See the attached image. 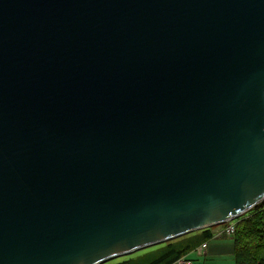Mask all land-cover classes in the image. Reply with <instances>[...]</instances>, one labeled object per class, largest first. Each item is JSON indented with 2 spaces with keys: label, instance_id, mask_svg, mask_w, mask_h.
<instances>
[{
  "label": "water",
  "instance_id": "1",
  "mask_svg": "<svg viewBox=\"0 0 264 264\" xmlns=\"http://www.w3.org/2000/svg\"><path fill=\"white\" fill-rule=\"evenodd\" d=\"M264 201V0H0V264H102Z\"/></svg>",
  "mask_w": 264,
  "mask_h": 264
},
{
  "label": "trees",
  "instance_id": "2",
  "mask_svg": "<svg viewBox=\"0 0 264 264\" xmlns=\"http://www.w3.org/2000/svg\"><path fill=\"white\" fill-rule=\"evenodd\" d=\"M235 264H264V201L248 215L235 222ZM214 238L212 228H206L130 253L114 264H175L199 245ZM193 262V260H190Z\"/></svg>",
  "mask_w": 264,
  "mask_h": 264
},
{
  "label": "crops",
  "instance_id": "3",
  "mask_svg": "<svg viewBox=\"0 0 264 264\" xmlns=\"http://www.w3.org/2000/svg\"><path fill=\"white\" fill-rule=\"evenodd\" d=\"M211 228L214 238L208 243L207 253L199 256L197 253L191 252L188 254L187 260H193L191 264H235L233 237L224 231L225 226Z\"/></svg>",
  "mask_w": 264,
  "mask_h": 264
},
{
  "label": "rangeland",
  "instance_id": "4",
  "mask_svg": "<svg viewBox=\"0 0 264 264\" xmlns=\"http://www.w3.org/2000/svg\"><path fill=\"white\" fill-rule=\"evenodd\" d=\"M254 208H255V207H254ZM254 208H252V209H250L249 211L245 212L243 215H241L239 218H237V219H235V220H233V221H229V222H226V223H223V224H219V225H214V226H212V227L225 226V230H226L227 227H229L230 225H234L235 222H236L237 220H239L240 218H242V217H244V216H248V215L253 211ZM225 230H224V231H225ZM233 235H234V234H233ZM199 246H200V245H199ZM199 246H198V247H199ZM198 247L193 251L194 253H196ZM206 253H207V252H206ZM132 254H133V253H132ZM132 254L121 255V256H118V257H115V258L109 259V260L103 262L102 264H114V263L120 262V261H122V260H125L126 258L129 257V255H132ZM189 254H190V253H189ZM204 255H205V254H204ZM187 256H188V255H187ZM187 256H186L185 258H182V259H185V260H182V261H187ZM189 261H190V260H189Z\"/></svg>",
  "mask_w": 264,
  "mask_h": 264
},
{
  "label": "built area",
  "instance_id": "5",
  "mask_svg": "<svg viewBox=\"0 0 264 264\" xmlns=\"http://www.w3.org/2000/svg\"><path fill=\"white\" fill-rule=\"evenodd\" d=\"M225 232L227 233V235L233 236V234L235 232V225H230L229 227H227ZM208 243L209 242H204L198 247L196 253L199 256L206 254L207 249H208ZM182 260H185V259H180L177 263L178 264H191V261H189V260H187V261H182Z\"/></svg>",
  "mask_w": 264,
  "mask_h": 264
},
{
  "label": "bare ground",
  "instance_id": "6",
  "mask_svg": "<svg viewBox=\"0 0 264 264\" xmlns=\"http://www.w3.org/2000/svg\"><path fill=\"white\" fill-rule=\"evenodd\" d=\"M209 245V244H208Z\"/></svg>",
  "mask_w": 264,
  "mask_h": 264
}]
</instances>
